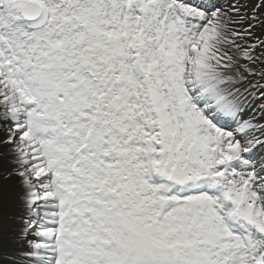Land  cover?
<instances>
[{"label": "snow or ice", "instance_id": "obj_1", "mask_svg": "<svg viewBox=\"0 0 264 264\" xmlns=\"http://www.w3.org/2000/svg\"><path fill=\"white\" fill-rule=\"evenodd\" d=\"M0 168L11 264H264V0H0Z\"/></svg>", "mask_w": 264, "mask_h": 264}, {"label": "rangeland", "instance_id": "obj_2", "mask_svg": "<svg viewBox=\"0 0 264 264\" xmlns=\"http://www.w3.org/2000/svg\"><path fill=\"white\" fill-rule=\"evenodd\" d=\"M14 198V197H12ZM16 200V198H14ZM17 205H19L16 202ZM12 214L0 206V264H11L12 260L16 257L18 246H16L15 231H18L19 226L11 222L10 217ZM2 240V241H1ZM14 240V241H12Z\"/></svg>", "mask_w": 264, "mask_h": 264}, {"label": "bare ground", "instance_id": "obj_3", "mask_svg": "<svg viewBox=\"0 0 264 264\" xmlns=\"http://www.w3.org/2000/svg\"><path fill=\"white\" fill-rule=\"evenodd\" d=\"M0 171H2V168H0ZM10 188H11V186H10ZM12 197L16 198L15 192L10 190L4 198L0 199V206L3 209H5L6 211L8 210L12 214V216L10 217L11 222L13 224H16L17 226H19L17 221L19 220V217L22 215V208L20 205L16 204V200ZM0 231H2V229H0ZM15 233H16V231H15ZM0 234H2V233H0ZM12 241H14V240H12ZM14 244L17 246V240H15Z\"/></svg>", "mask_w": 264, "mask_h": 264}]
</instances>
